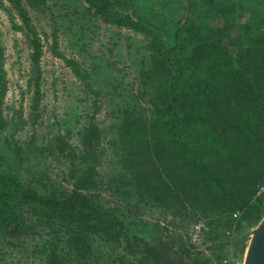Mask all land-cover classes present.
Here are the masks:
<instances>
[{
	"label": "trees",
	"instance_id": "obj_1",
	"mask_svg": "<svg viewBox=\"0 0 264 264\" xmlns=\"http://www.w3.org/2000/svg\"><path fill=\"white\" fill-rule=\"evenodd\" d=\"M0 11L26 46L31 96L26 116L8 103L0 31V264L243 261L264 218V0ZM46 47L70 72L65 113L43 105L46 85L58 92ZM199 221L208 255L188 236Z\"/></svg>",
	"mask_w": 264,
	"mask_h": 264
},
{
	"label": "rangeland",
	"instance_id": "obj_2",
	"mask_svg": "<svg viewBox=\"0 0 264 264\" xmlns=\"http://www.w3.org/2000/svg\"><path fill=\"white\" fill-rule=\"evenodd\" d=\"M45 23H46L45 24L46 30L48 31L51 30V27H49L47 24V20L45 21ZM0 31L3 33V40L7 48V58H8L7 67L9 69V75H10V86H9L10 92L8 95V103L16 107H19L20 105L23 104L25 106L24 116H26V114H28L29 111L28 99L31 98L30 94H25L23 96L21 93L22 92L21 90L25 89V86L28 82L30 75L29 57L27 54L26 46L22 41V39L18 37L19 35L17 33L15 34L9 28L8 19L2 11H0ZM61 50L66 51L68 54H71V48L67 45V42H65L64 39H62ZM42 66L49 80H51V76L53 73H55V76L58 78L57 93L53 91L52 88H50V85H46V88H44V94L46 95L43 97L44 98L43 105L47 106L49 115H51L52 108H54L55 106L59 107V111L65 113L66 111H68V105H70V102L67 101L69 99L67 94L68 90L64 89L66 87L65 82L69 80V73H70L69 69L64 65V63L60 59L56 58L53 55L52 51L48 50L47 47L45 48V55L43 56L42 59ZM63 95L65 96V100L61 102V98L63 97ZM23 97H25V99ZM61 119H67V118L61 117ZM61 127L62 129H65L66 125L62 124ZM43 129H44L43 127H37V130L40 132ZM106 164L108 167L107 171L109 173L112 167L110 160ZM197 223H194L193 225ZM192 226L188 230V236L190 238L191 243L193 244L190 237ZM205 238L206 237H204V240ZM204 240L201 245H195V246H197L196 247L197 249L198 248L203 249L202 251H204V253L208 255L211 253V250L208 249L207 247L208 243L206 242L204 243ZM243 263L244 260L239 261V263L237 264H243Z\"/></svg>",
	"mask_w": 264,
	"mask_h": 264
},
{
	"label": "water",
	"instance_id": "obj_3",
	"mask_svg": "<svg viewBox=\"0 0 264 264\" xmlns=\"http://www.w3.org/2000/svg\"><path fill=\"white\" fill-rule=\"evenodd\" d=\"M243 264H264V218L251 232Z\"/></svg>",
	"mask_w": 264,
	"mask_h": 264
},
{
	"label": "built area",
	"instance_id": "obj_4",
	"mask_svg": "<svg viewBox=\"0 0 264 264\" xmlns=\"http://www.w3.org/2000/svg\"><path fill=\"white\" fill-rule=\"evenodd\" d=\"M238 214H235L237 217ZM207 227L204 221H200L193 225L190 232V237L194 245H201L205 237Z\"/></svg>",
	"mask_w": 264,
	"mask_h": 264
}]
</instances>
